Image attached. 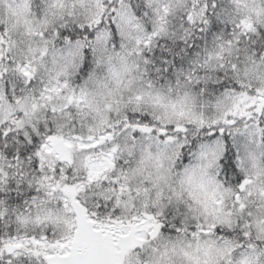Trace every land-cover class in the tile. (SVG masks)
Listing matches in <instances>:
<instances>
[{
  "label": "snow or ice",
  "instance_id": "obj_1",
  "mask_svg": "<svg viewBox=\"0 0 264 264\" xmlns=\"http://www.w3.org/2000/svg\"><path fill=\"white\" fill-rule=\"evenodd\" d=\"M0 264H264V0H0Z\"/></svg>",
  "mask_w": 264,
  "mask_h": 264
}]
</instances>
